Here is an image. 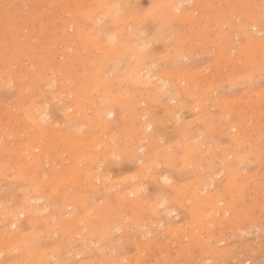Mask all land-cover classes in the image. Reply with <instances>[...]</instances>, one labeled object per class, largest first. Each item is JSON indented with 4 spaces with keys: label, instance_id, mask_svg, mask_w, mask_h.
Here are the masks:
<instances>
[{
    "label": "rangeland",
    "instance_id": "obj_1",
    "mask_svg": "<svg viewBox=\"0 0 264 264\" xmlns=\"http://www.w3.org/2000/svg\"><path fill=\"white\" fill-rule=\"evenodd\" d=\"M104 1L0 0V264H264V0Z\"/></svg>",
    "mask_w": 264,
    "mask_h": 264
},
{
    "label": "bare ground",
    "instance_id": "obj_2",
    "mask_svg": "<svg viewBox=\"0 0 264 264\" xmlns=\"http://www.w3.org/2000/svg\"><path fill=\"white\" fill-rule=\"evenodd\" d=\"M99 1V0H98ZM122 1V0H121ZM121 1H118V2H120L121 3ZM103 2V1H102ZM105 3H106V0L104 1ZM115 2V1H114ZM122 3L124 4L125 2L124 1H122ZM119 4V3H118ZM109 5H111V4H109ZM102 6H104L103 4H102ZM122 6H124V5H122ZM109 7V6H108ZM111 7V6H110ZM113 7V6H112ZM112 9V8H111ZM114 9V8H113ZM112 9V10H113ZM107 10V9H106ZM108 11V10H107ZM106 11V12H107ZM170 12V11H169ZM172 12V11H171ZM170 12V13H171ZM110 13V12H109ZM112 13V12H111ZM173 13V12H172ZM165 14H167V13H165ZM109 15H111V14H109ZM124 15V14H123ZM112 16V15H111ZM141 16V15H140ZM168 16H169V13H168ZM105 17V16H104ZM115 17V16H114ZM118 17V16H117ZM124 17V16H123ZM122 17V18H123ZM143 17V16H142ZM121 18V19H122ZM125 18V17H124ZM119 20H120V18H118ZM130 19V18H129ZM147 20V19H146ZM121 22V21H120ZM142 22V21H141ZM127 23V22H126ZM253 27V26H252ZM247 28V27H246ZM136 30V29H135ZM146 32H148V31H146ZM121 33V32H120ZM128 33V32H127ZM136 33V32H135ZM170 37V36H169ZM156 38V37H155ZM154 38V39H155ZM152 40V39H151ZM112 42H113V40H112ZM149 45V44H148ZM96 47V46H95ZM98 47V46H97ZM130 47V46H129ZM97 49V48H96ZM129 49V48H128ZM130 50H131V48H130ZM97 52H98V50H97ZM125 55V54H124ZM142 67V66H141ZM143 71V70H142ZM148 75V74H147ZM148 77V76H147ZM145 78V77H144ZM135 79V78H134ZM139 80H138V82L137 83H140L139 81H140V79L141 78H138ZM96 80V79H95ZM132 80V79H131ZM146 80V79H145ZM148 80V79H147ZM133 81V80H132ZM136 81V80H135ZM149 81V80H148ZM134 82V81H133ZM143 82L141 81V84H142ZM149 83H151V81L149 82ZM181 91V90H180ZM77 102V101H76ZM79 103V102H78ZM142 104V103H141ZM74 107H76V106H74ZM142 107V106H141ZM170 109H172V108H170ZM141 110V109H140ZM126 111V110H125ZM143 111V110H142ZM142 111H140V112H142ZM69 112V111H68ZM72 112V111H71ZM159 112V111H158ZM63 113V112H62ZM74 113V112H73ZM108 114H111V113H108ZM137 114V113H136ZM100 118H102V117H100ZM99 120H101V119H99ZM102 121V120H101ZM67 125V124H66ZM139 125V124H138ZM68 126H70V124H68ZM73 128V127H72ZM146 128H148V125L146 126ZM63 129H64V127H63ZM142 129V128H141ZM61 130V129H60ZM71 130V129H70ZM79 130H80V128H79ZM128 130V129H127ZM144 130V129H143ZM69 133V132H68ZM158 134V133H157ZM82 135V134H81ZM101 135V134H100ZM164 135V134H163ZM98 136V135H97ZM87 137V136H86ZM165 137H167L166 135H165ZM71 138H72V136H71ZM137 138V137H136ZM85 139V138H84ZM90 139V138H89ZM107 139V138H106ZM110 139V138H109ZM113 140V139H112ZM87 141H88V139H87ZM108 141V140H107ZM108 143V142H107ZM103 144V143H102ZM107 145V144H106ZM98 146V145H97ZM142 149V147H140V150ZM139 151V150H138ZM98 157V156H97ZM109 157V156H108ZM91 158V157H90ZM89 158V160H91ZM95 159H97V158H95ZM85 160V159H84ZM88 160V161H89ZM146 162V161H145ZM236 168V167H235ZM234 168V169H235ZM148 170V169H147ZM98 174V173H97ZM109 176V175H108ZM133 177V176H132ZM162 177V176H161ZM88 178V177H87ZM164 178V177H163ZM70 179V178H69ZM96 179V178H95ZM124 179H126V178H124ZM153 179H155L156 180V178L154 177ZM75 180H77V179H75ZM121 180V179H120ZM157 181H158V179H157ZM89 182V181H88ZM88 185V184H87ZM97 186V185H96ZM92 187H94V186H92ZM201 187V186H200ZM204 187V186H203ZM61 190V189H60ZM192 193V192H191ZM191 193H190V195H191ZM124 194V193H123ZM125 196V195H124ZM194 197H192V198H196L195 197V195H193ZM196 200V199H195ZM217 205V204H216ZM215 206V205H214ZM28 207V206H27ZM208 209V208H207ZM202 211V210H201ZM215 211V210H214ZM213 211V212H214ZM218 211V210H217ZM193 215H194V213H193ZM148 226V225H147ZM204 228V227H203ZM215 235V234H214ZM75 238V237H74ZM221 242V241H220Z\"/></svg>",
    "mask_w": 264,
    "mask_h": 264
}]
</instances>
